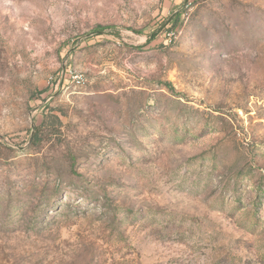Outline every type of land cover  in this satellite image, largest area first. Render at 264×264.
<instances>
[{
  "label": "rangeland",
  "instance_id": "obj_1",
  "mask_svg": "<svg viewBox=\"0 0 264 264\" xmlns=\"http://www.w3.org/2000/svg\"><path fill=\"white\" fill-rule=\"evenodd\" d=\"M0 264H264V0H0Z\"/></svg>",
  "mask_w": 264,
  "mask_h": 264
}]
</instances>
